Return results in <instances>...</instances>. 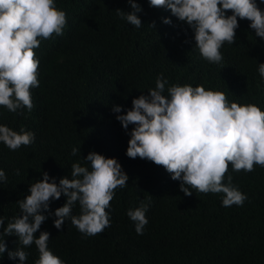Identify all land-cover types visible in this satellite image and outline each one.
<instances>
[{"label":"trees","instance_id":"1","mask_svg":"<svg viewBox=\"0 0 264 264\" xmlns=\"http://www.w3.org/2000/svg\"><path fill=\"white\" fill-rule=\"evenodd\" d=\"M54 2L65 11L66 25L62 35L41 39L34 49L39 87L30 89L33 109L13 113L0 106V124L35 134L32 144L15 151L0 142V168L7 176L0 183L5 226L19 216L17 200L29 194L42 172L59 183L70 176L72 163L83 164L82 158L95 151L116 158L129 179L115 190L106 209L110 226L97 235H84L70 217L57 229L54 211L66 197L61 194L50 202L53 214L35 235L49 232L48 247L65 264H264V167L236 172L229 165L232 184L247 196L243 205L223 206V193L190 189L192 195L186 196L181 181L173 180L163 166L127 156L134 125L126 131L112 110L121 105V114L126 113L133 98L147 95L163 74L168 81L165 94L173 84L202 85L224 92L229 102L254 104L264 111V78L258 72L264 63V38L255 35L250 21L238 17L236 41L225 42L223 60L211 63L194 45L191 28L170 9L150 7L149 0H136L142 7L137 13L140 28L117 15L115 9L131 11L128 0ZM256 2L264 10V2ZM164 18L172 23L165 24ZM79 146L80 154L73 156L72 148ZM141 201L150 206L148 224L139 235L127 211ZM72 215H80L78 204ZM0 238L7 245L0 264H19L18 258L8 257V251L23 247L17 237ZM24 250L29 254L25 264H35V244Z\"/></svg>","mask_w":264,"mask_h":264},{"label":"clouds","instance_id":"2","mask_svg":"<svg viewBox=\"0 0 264 264\" xmlns=\"http://www.w3.org/2000/svg\"><path fill=\"white\" fill-rule=\"evenodd\" d=\"M128 2L131 11L115 9L117 15L140 28L142 21L137 13L142 7L136 0ZM149 6L170 9L179 21L185 22L194 33V45L211 63L223 60L220 49L225 42L236 41L238 17L250 21L255 35L264 38V10L256 0H149ZM229 10L231 15L227 14ZM163 22L172 23L169 18ZM65 25L66 13L57 8L54 0H0V106L13 113L33 109L30 89L39 87V61L34 49L40 47L41 39L62 35ZM151 26L155 28V22ZM258 72L264 78V63H259ZM167 84L160 74L155 87L148 89L147 95L133 98L126 113L121 114V105L113 107L126 131L130 124L134 125L127 156L163 166L173 180L181 181L180 190L186 196L192 195L190 189L223 193V206L243 205L247 196L232 184L228 169L231 165L233 171L252 172L255 165L264 167V111L254 104L229 102L224 92L206 90L202 85L173 84L165 94ZM34 139L31 131L22 128L18 132L0 124V142L12 151L32 144ZM80 151V146L73 147L71 154L76 156ZM82 160L83 164L72 163L70 176L61 177L59 183L48 172H42V179L30 184L29 194L17 200L19 216L6 226L0 216V237L15 236L23 246L8 251L9 259L18 258L19 264H25L29 254L24 248L35 244L39 252L35 264H65L49 249V232L35 235L53 214L50 202L61 194L66 202L54 211L57 229L68 217L86 236L97 235L110 226L106 209L115 190L124 188L129 177L116 158L90 151ZM2 182H7V176L0 168ZM77 204L80 215H72ZM149 206L150 202L141 201L127 211L139 235L148 224ZM6 250L5 239L0 238V256Z\"/></svg>","mask_w":264,"mask_h":264}]
</instances>
